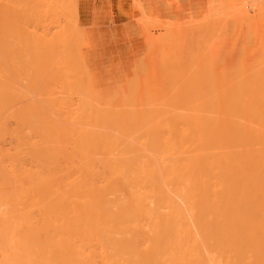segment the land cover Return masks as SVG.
<instances>
[{
  "label": "bare ground",
  "instance_id": "obj_1",
  "mask_svg": "<svg viewBox=\"0 0 264 264\" xmlns=\"http://www.w3.org/2000/svg\"><path fill=\"white\" fill-rule=\"evenodd\" d=\"M6 1L12 3L0 2V71L15 66L14 76L18 60L21 65L16 73L20 71L23 80L30 82L24 80L25 89L22 81L17 82L18 74L14 80L12 70L6 72L9 75L0 72V105L4 108L13 89L21 100L25 95L21 90H30V102L25 99L17 110L10 94L7 106L11 104V114L3 116L0 108V264H264V62L256 65L254 61V72H213L207 67L208 63L211 66L207 61L211 53L206 54L205 66V61L200 63L205 60L204 52L202 58L196 55L194 64L193 53L190 62L185 60L190 55L185 54L188 46L200 50L203 39L207 46L210 39L201 33L208 18H202L201 27L196 25L197 31L202 28L201 33L190 26L186 35L187 30L179 27L185 40L179 33L173 36L171 24H162L167 27L164 42H171L172 59L177 61L170 63L173 72L172 66L165 65L170 66L168 75H177L174 81L185 84L188 76H193L190 71L196 72L190 67L200 63L198 71L206 67L212 73L203 76L207 82L201 79L205 89L214 90L212 94L206 90L213 97L208 94L205 102L208 98L207 102L216 106L215 91L224 90L227 94H220L224 98H215L223 109L210 110L211 103L204 104L203 99L191 95L188 81L186 89L182 83H172L173 78L170 87L175 85L176 93L171 88L168 91L160 78V86L153 85L141 100L129 87V99L123 93L129 102L122 104V96L108 102L110 94L106 97L101 89L96 91L92 81L88 83V72H81L84 61L78 59L81 53L75 46L87 45L81 43L87 39L79 22H73L77 3L54 0L57 3L52 6L51 0H44L49 6L42 7L41 0ZM31 2L35 4L29 6ZM251 5H247L252 7L249 9L231 5L235 11L231 9L229 14L245 17L255 34L259 29L250 12L257 6ZM168 27L173 29L168 31ZM189 31L202 39H192ZM186 37L191 38L188 44ZM189 43H197L196 49ZM10 46L16 58L10 59ZM253 54L249 50L247 56ZM183 58L186 66L190 63L189 70ZM72 61L79 67L82 64L77 71L88 80L77 74ZM10 79L15 82L13 89ZM240 87L248 93L238 97L241 104L247 95L253 101L248 111L255 114L253 118L239 117V111L231 107L233 102L229 105L235 112L224 109L229 99L225 89ZM204 88H200L199 98L206 95ZM178 92V99H169L171 93L174 97ZM127 103L129 109L124 110ZM245 103L242 107L247 112ZM205 105L212 107L207 111Z\"/></svg>",
  "mask_w": 264,
  "mask_h": 264
},
{
  "label": "rangeland",
  "instance_id": "obj_2",
  "mask_svg": "<svg viewBox=\"0 0 264 264\" xmlns=\"http://www.w3.org/2000/svg\"><path fill=\"white\" fill-rule=\"evenodd\" d=\"M1 1H3V3L7 2L6 0H0V2ZM9 1H11V0H9ZM36 1H38V0H36ZM49 1L50 0H48V3H49ZM51 1H52V3H50V4L52 6L53 5L56 6L57 2L55 3L54 0H51ZM65 1L67 3V0H65ZM72 1H74L75 4L77 3L76 5H77V7H79V10L77 11L76 16L73 18V22L75 24L79 22L80 26L78 28L80 30H82L84 34H87V31H89L95 35L94 39H91L90 41L88 40V42H85V43L81 42L82 44H87V45L83 46L80 43V45H81V47L79 46L80 48L78 47L79 44L76 46L74 45L75 47H77L76 50H79V53H81L80 56H82V59H81L80 56H78L79 54L76 51L75 53L78 54L77 55L79 57L78 59L82 60L81 61L82 63L84 61L83 67L81 64V67H82L81 72L83 70H85L84 71L85 73L88 72L87 73L89 75V82L88 83H90L92 81L90 84H93L95 86L96 91L99 92L100 91L99 89H101L102 94H104L106 97H107V93L110 94L109 95L110 97L108 96V98H107L108 102L114 103L117 100H120L121 96H122V98L123 97L125 98L126 95H127V98L129 99L128 96L130 94L128 95L126 93H128V91H130L129 90L130 88L135 89V91L138 93L137 94L135 92V95H138L140 97V100H141L142 96L143 97H144V95L147 96L146 94L150 93L152 91L153 85H154V87L157 88V86H155V85L160 86L159 84H161V82L163 81L162 85H164V87H167L168 91H169V88H171L172 90L175 89L178 84L180 85V83H182V85L187 89L186 86L189 84L188 86H190V87H188V88L192 92V94L191 93L190 94L194 95L193 97H196L198 101L203 99L202 102L204 104L205 103L207 104L208 98L206 99V102H205V97L209 93H207L206 90H208L210 88H208V87H207L208 89L204 88V86H205L204 83L207 82V80H204L203 76H205L208 73L207 75L211 77L212 73L206 67H204V68L200 67V69H202V71L200 69H199L200 71H198V68H197L198 64L200 66L205 61L204 62L205 64L202 65V66H205L208 62H210L212 65L209 67L208 66L209 63H208L207 67L210 68L211 70L218 71V72L229 71V72H224V73H230V72L236 71V70L237 71L242 70L241 72H243V71L254 72L256 67H257L256 65H259L261 61L264 62V34H263V31H264V0H245V3H244V0H242L241 3H243V4L239 3L237 0H232L233 1L232 3H231V0H136V1L135 0H88L89 1V7L92 10L91 16L93 18V23L91 25H87V26L82 25L80 23V18L82 16V13L84 12L83 9L85 7V3L81 2L80 0H70V5H71ZM151 2H153V3L151 4ZM9 3H12V2H7L5 4H9ZM32 3L35 4V2H31L29 4V6L30 5L33 6ZM41 3L43 4V5L40 4L42 7L43 6L44 7L49 6L44 0H41ZM146 3H148V4H146ZM68 4H69V1H68ZM75 4H74V6H76ZM149 4H151L153 6L152 8L154 9L153 11H155V12L152 11L151 5H149ZM254 4L257 7L255 8V11L250 12V14H251L252 20H254V24L257 25L258 29H259V33L257 32L255 34H254L253 29H251L249 27L248 22L245 21V17L244 18H239V17L235 18V17H233V16H235V13L232 12V14H234L233 16H231L232 14H229V12H231L230 10L232 9L231 5L241 6V8L238 7L240 9H244L245 7H247L249 9V8H252L249 6L250 5L253 6ZM64 5H66V4H64ZM243 5L245 6L244 8H242ZM247 5H249V6H247ZM37 7H38V4H37ZM2 8H3V6H2ZM72 8H73V6H72ZM236 9H237V7H236ZM232 11H235V9H232ZM208 12L210 13V15ZM204 13L206 16L201 17V16H203ZM213 13L215 15L214 17H213ZM207 14H208V16H207ZM59 16H61V15H59ZM210 16H212V17L209 19ZM202 18H204L205 20H206V18H208L205 22V26H202V28L204 30H202V28H201V29H199V31H197L198 30L197 28L201 27V25L198 26V24H200V22H202ZM163 21H165V22L163 23ZM204 21L202 23H204ZM166 22H167V24H166ZM193 22L194 23L196 22V23L194 24ZM23 23H24V25H26L25 24L26 22H23ZM176 23L178 25H176ZM180 23H182V25H179ZM187 23L188 24L192 23V25H194L195 27L192 25L187 26L186 25ZM162 24L163 25L165 24V26L168 24H171L172 27H175V30H174L175 33L173 32L175 34L173 36H175V37H176V35H178V33L181 37V35H183L182 30L183 31L187 30V32H185V31L184 32H185V34L187 33L186 35H188V27L191 26L192 29H194L198 26L196 28V32L199 33L202 30L205 33V31H206L207 35H206V33L202 34L201 33L202 31L200 33L202 36L205 35L206 37H208V39L205 38L206 40L210 39L209 41H206L207 46H204L205 40L203 39V42L200 45L201 49L199 46L197 47L200 50L196 49L197 43H193L194 45L192 43H189V45L191 44V45H193V47L196 45L195 49L198 52L192 51V50H194V48L188 49V48H190L189 46H188V48H186L187 52L184 50L185 54L190 53L189 57L192 55L191 53H193L195 55L194 57L192 55L190 58L189 57L186 58V56L188 54L186 56L183 55L186 58L185 60L187 62H188V60L190 62L191 58L193 57L194 59H192L193 60L191 62L192 64H194V62H198L197 61L198 57L196 56L197 54H198V56L201 54L200 55L201 58L205 56L203 58L205 60H203V61H201L202 59L200 58L201 62L200 61L199 62L201 64L196 63L197 66L195 64V65H192L193 67H190V63H189V66H186L188 64L186 63L184 58L182 59V60H184V62H182V61L181 62L186 66V68L190 67V70H192V68L194 70H196V72L193 70L190 71V73H193V76H192V74H190L192 77L188 76L189 78L188 79L186 78L188 81V84H187V81L185 80L186 81L185 84H187L186 86H185L184 82L176 83L174 81V80H176L175 77L177 75L175 76V74H173L175 76L174 78L172 77V73H171V76H170V74L168 75V73H170V69H171V72H173V70H174L173 65H170V63H172L173 61H175V62H177V61L174 60L175 59L174 48L172 49L173 45L170 46L171 42L170 43L169 42L167 43V41H166V43L164 42L165 39H167V38H164V35L166 36V34H164V32H167V31H165V29L167 27L164 28ZM206 24H208V25H206ZM24 25L22 27H24ZM206 26L208 29L204 28ZM0 27H2V25H0ZM3 27H5V26H3ZM22 27H21V29H22ZM25 27L27 28L28 26H25ZM172 27H171V29H173ZM179 27H181V29L182 28H185V29L180 30ZM177 28H179V29H177ZM27 29H29V28H27ZM31 29H32V27L30 28V30ZM38 29H39V27H38ZM171 29H170V27H168V31H170ZM7 30H8V27H7ZM43 31H44V29L42 28V32ZM211 31H212V34H211ZM1 32H2V30L0 28V33ZM21 32H24V31L21 30ZM38 32L41 34L42 33L41 29L38 30ZM209 33L212 36H210ZM168 34H169V32H168ZM168 34H167V36H170ZM170 34H171V32H170ZM185 34H184V36H185ZM189 34H190V31H189ZM193 34H194V32H193ZM196 34L194 36H196L198 38L200 34H198V35H196ZM258 34H259V37H258ZM0 35H2V34H0ZM10 36H12V34ZM10 36H9V38H10ZM171 36H172V34H171ZM184 36H182L183 38L181 37L182 40L183 39L185 40ZM190 36H192V35L190 34ZM194 36H192L193 37L192 39H195ZM202 36H200L201 39H202ZM13 37H15V36H13ZM175 37H172V39L173 38L175 39ZM209 37H211V38H209ZM1 38H3V36H1ZM87 38H88V35H87ZM170 38H169V41H170ZM186 38H187L186 39V41H187L188 37H186ZM10 39H12V38H10ZM10 39H8V40H10ZM13 39H15V38H13ZM190 39L191 38L189 37L188 41H190ZM172 41L174 42V40H172ZM188 41L186 42L187 44H188ZM173 42H172V44H173ZM207 42H208V44H207ZM15 43H16V41H15ZM1 44H3V43L1 42ZM167 45H168V47H167ZM202 45H203V47H202ZM8 46H9V44H8ZM11 47L12 46H10V48ZM13 47H15V45ZM70 47L71 46H69V48ZM0 48H1L0 49V53H1L2 47H0ZM6 48H7V45H6ZM10 48H8V50ZM210 48H211V50H210ZM204 49H205V51H204ZM11 50H12V55L10 54L11 57L10 56L9 57H10V59H13L12 58L13 48H11ZM73 50H75V49H73ZM249 50L254 52V54L251 55L253 57L252 60H251L250 55L247 56V53ZM208 51H210V52H208ZM165 52H167L168 55H166ZM202 53H203V55L204 54L205 55L202 56ZM210 53H211V55H210ZM170 54H172V56ZM206 54L210 55L211 59H209V56L207 57ZM1 56H2V54H1ZM246 56L248 58H246ZM13 57H15V56H13ZM74 57H75V55H74ZM172 57L174 59H172ZM195 57H196V60H195ZM206 57L208 60L206 59ZM0 59H1V57H0ZM5 59H8V58H5ZM2 60L3 59H1V61ZM21 60H22V58H21ZM209 60H211V61H209ZM254 61H255L256 65H255ZM12 62L14 64V60H12ZM16 62H17V64L15 63L16 68L14 70V73L19 75L20 71L18 73H16V72L18 69V65H21V63L19 64L18 60ZM72 62H74V61H72ZM257 62L259 64H257ZM3 63H4V61H3ZM10 63H11V61H10ZM76 63H75V65H76ZM174 64H176V63H174ZM72 65H74V64L72 63ZM165 65H170L173 68L171 67L169 69L170 66L166 67ZM184 65H182V66H184ZM2 66H1V69L3 71V69H5V68H2ZM76 66H77L76 71H77V69L79 70L81 68V67H79L78 64ZM84 66H86L85 69H84ZM185 66H184V68H185ZM5 67H7V66L5 65ZM14 67L11 69L12 73L10 72L11 71L10 68L8 70L10 72V74H12V76H13ZM21 68L23 69V67H21ZM181 68H183V67H181ZM86 69H87V71H86ZM253 69H254V71H253ZM263 69H264V67H263ZM180 70H177V71H180ZM8 71H6V72L8 73ZM72 71L74 72V70H72ZM181 71L183 73V70H181ZM203 71L204 72L206 71V72L204 73ZM6 72L3 71V73L1 72V74H7ZM81 72L77 71V74H79V73L81 74ZM201 72L203 73L202 75H201ZM15 74H14V76L16 77ZM199 74L201 75V77L197 76ZM7 75H9V74H7ZM7 75H6V77H7ZM82 75L84 76L85 74H81L80 76L82 78L86 77V80H88L87 76L83 77ZM178 75H179V72H178ZM185 75L187 76V74H185ZM207 75L205 77H208ZM169 76H170V78H169ZM15 77L13 78L14 80H16ZM19 77H21V78L17 82L19 83V81L20 82L22 81L23 86H24V84H26L29 81V80H27V78H24L25 81L27 80L25 83V81L22 78L23 74H22V76L19 75L17 77V79ZM193 77H194V79L192 80L191 78H193ZM197 77H200V78H197ZM160 78L162 79V81ZM171 78H173L172 83L175 82V85L177 84L176 86L174 85V88L170 87V85H172ZM196 78L198 79V82L196 81L197 80ZM177 79H178V77H177ZM206 79H208V78H206ZM194 80H195V83H194ZM199 80H200V82H199ZM4 81H6V79ZM9 81H10L9 82L10 86H9V83L7 85L13 89L12 85L15 82L12 84V79H10ZM201 81L204 82L203 85H202ZM1 82L2 81L0 79V90L2 88V83H3V82L2 83ZM28 84H29V87H31L30 83H28ZM199 84H201V86H203V87H198ZM17 85L20 86V84H17ZM9 87H8V89H9ZM29 87H28V89H29ZM164 87H162L164 90L163 89H161V90L165 91L166 88H164ZM197 87H198V89H196ZM200 88H204L205 92H206V95L205 96L203 95L204 96L203 98H199L197 96L199 94L198 92L201 90ZM8 89H6L7 92H8ZM20 89H22V88H20ZM25 89H26V87H25ZM4 90H5V87H4ZM9 90L11 91V89H9ZM14 90L15 89H13V91L11 93L9 92L12 96V97H10V99H12V101L14 103V105L12 103V107L15 106V108H17V110H19V108L21 106H23L25 99H26L25 102H27V99L29 98V95L27 93H30V90H29V92H26V93H23L24 89L21 90L22 93H20V94L22 96H23V94H25L23 96L24 98L22 97V100H21L20 95L17 94L18 93V92H16L17 90H15V91ZM159 90H157V92ZM172 90H171V92H174V90L173 91ZM240 90H241V87L238 88L237 90H226L225 89V91L228 92V95H229L228 100L229 101L227 99L225 100L227 102V105L225 106L226 108H224V109L231 111V112H235L234 109L235 110L237 109V111H239V115H240L239 117H241V118L246 119L249 117H251V118L255 117V114H251V113L249 114V112H248L251 105H252L251 103L253 102L252 99L250 98L251 99V101H250V99L247 98V96L250 97L249 95H247L245 98H242V99H244V102H246L245 104H247L246 107H248L247 108L248 110L246 112V110H245L246 108L244 109V107H245L244 102H242V104H241V101H240L241 98H238L241 96V93L244 92L243 91L244 89L242 90V92ZM2 91L3 90H1V92H0L1 94H2ZM175 91H178V90L175 89ZM208 91H210V90H208ZM213 91L214 90L210 91L211 94ZM133 92L134 91H132V93ZM145 92H147V93L145 94ZM245 92L247 93V91H245ZM123 93H125L126 95ZM153 93H155V91H153ZM174 93H176V92H174ZM215 93H217L219 95V97H220V94H224V95L227 94V93H224V90L220 93H219V91H215ZM10 94H8V96H10ZM179 94H180V92H178L173 97L172 93H171V96H169V99L174 100L175 97H176V99H178L177 97H180V96H177V95H179ZM211 94H209V95L211 96ZM118 95H120V96H118ZM191 95H190V100H192ZM218 95L215 96V98L216 97L218 98V101H219V99H222V97L223 98L225 97V96H222L219 98ZM245 95L246 94H244V96ZM8 96H6V99L4 98L6 100V103L4 104V108H2L0 105V108L3 109V112H4L3 116H9L11 114L10 113L11 104L9 103L10 106L9 107L7 106V103H8L7 98H9ZM138 96H135V98ZM30 97H32V96H30ZM211 97H213V96H211ZM124 98H123V100H121V101H123L122 104H124V103H126V101H128V99L124 100ZM132 98H134V97H132ZM138 98H136V100H138ZM215 98L213 99L215 102L214 101L213 102L215 103L216 106H214L210 100V103L213 105V107L210 105V107L213 108L210 110L214 111L216 108V111H220L223 108L220 109L221 106L219 104H217V99H215ZM2 100H3V98H2ZM136 100L134 99L133 102L136 103L137 102ZM193 100H195V98H193ZM193 100H192V102H193ZM102 101H103V103L107 102L104 99ZM198 101H197V103H198ZM28 102H30V101H28ZM133 102L131 101V103H133ZM232 102H233V105H231V107H233V108L235 107L234 109L233 108L231 109L230 105H229ZM254 102L256 103V101H254ZM97 103H99V102L97 101ZM118 103H119V101H118ZM210 103H208V105ZM134 105L135 104L133 103L132 106L134 107ZM195 105H196V102H195ZM199 105H201V102L199 103ZM208 105H205V106H208ZM218 105L220 107H218ZM243 105H244V107H242ZM124 106H126L124 110L129 109L128 103L125 104ZM129 106H131V105H129ZM7 107L9 108V111H7ZM197 107H199L198 104H197V106H195V108H197ZM210 107L208 106V107H206L207 109L206 108L205 109L208 111V109ZM11 110H13V109H11ZM210 110H209V112H211ZM245 112L247 113V115ZM242 115L244 117H242ZM13 119L14 118H10L8 120L13 121ZM13 127H15V125Z\"/></svg>",
  "mask_w": 264,
  "mask_h": 264
},
{
  "label": "crops",
  "instance_id": "obj_3",
  "mask_svg": "<svg viewBox=\"0 0 264 264\" xmlns=\"http://www.w3.org/2000/svg\"><path fill=\"white\" fill-rule=\"evenodd\" d=\"M81 2L85 3V7L83 9V13H82V16L80 18V23L82 25H91L93 23V18H92V10L91 8L89 7V1L88 0H80ZM153 2H151L152 4ZM148 4V3H146ZM149 4V5H151ZM152 7V5H151ZM87 35H88V38H87ZM95 38V35L89 31H87V34H86V39H87V42L88 40L90 41L91 39H94ZM247 58V56H246ZM212 65V64H211ZM214 71V70H213ZM214 72H218V71H214ZM220 72H228V71H220Z\"/></svg>",
  "mask_w": 264,
  "mask_h": 264
}]
</instances>
